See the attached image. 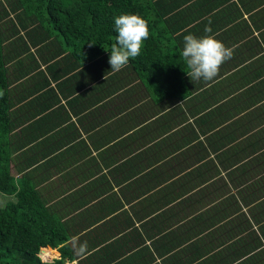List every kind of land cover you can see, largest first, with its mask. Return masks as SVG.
<instances>
[{
	"label": "crops",
	"instance_id": "obj_1",
	"mask_svg": "<svg viewBox=\"0 0 264 264\" xmlns=\"http://www.w3.org/2000/svg\"><path fill=\"white\" fill-rule=\"evenodd\" d=\"M175 1L180 30L210 27L234 49L212 81L188 76L184 109L129 108L111 95L118 78L72 76L74 58L32 27L5 43L9 172L74 238L102 239L66 264H264V0ZM243 191L250 213L237 222Z\"/></svg>",
	"mask_w": 264,
	"mask_h": 264
},
{
	"label": "trees",
	"instance_id": "obj_2",
	"mask_svg": "<svg viewBox=\"0 0 264 264\" xmlns=\"http://www.w3.org/2000/svg\"><path fill=\"white\" fill-rule=\"evenodd\" d=\"M11 1L10 6L0 0V90L4 93L0 97V264H66V259L71 261L78 254H91L102 239L89 244L86 238H74L77 234L60 222L57 213L51 212L45 197L35 186L9 172L13 126L9 123L11 104L7 95L5 43L21 29L32 27L31 33L35 31L40 35L41 43L67 50L68 56L74 58L72 76L84 73L87 82L99 86L118 78L116 90L111 95L120 94L129 108L165 111L174 107L184 109L191 94L188 68L180 55L183 37L189 32L180 30L183 18L178 9L182 4L175 0ZM125 12L139 13L148 19L150 36L143 42L141 54L130 59L121 71L113 73L108 61L111 44L115 43L117 35L114 16ZM13 14L15 22L10 20ZM6 22L11 23L9 28ZM22 40L16 37L12 45L23 48L25 42ZM242 198L230 204L231 213L247 207V195L242 194ZM244 217L233 218L241 222ZM108 221L106 226L114 225L113 219ZM72 239L74 241L69 243ZM115 241L114 247L117 244L120 247L117 238ZM41 248H45L43 253L52 251L54 255L56 252L51 248H56L60 258L44 262L39 257ZM118 250L125 253L122 248ZM93 258L97 261L96 255ZM127 258L121 256L117 264H127Z\"/></svg>",
	"mask_w": 264,
	"mask_h": 264
},
{
	"label": "clouds",
	"instance_id": "obj_3",
	"mask_svg": "<svg viewBox=\"0 0 264 264\" xmlns=\"http://www.w3.org/2000/svg\"><path fill=\"white\" fill-rule=\"evenodd\" d=\"M114 27L117 35L115 43L111 44L108 63L111 71L116 73L126 67L130 59H135L141 54L142 44L150 36V28L148 19L139 13L130 12L114 16ZM205 33L202 36L189 33L183 37L180 55L187 65L186 73L192 81H212L219 74L220 67L231 59L234 53L233 48L216 38L210 27L206 26ZM3 94L0 90V97ZM42 253L43 248L39 251V257L44 262L51 263L47 258H43Z\"/></svg>",
	"mask_w": 264,
	"mask_h": 264
},
{
	"label": "rangeland",
	"instance_id": "obj_4",
	"mask_svg": "<svg viewBox=\"0 0 264 264\" xmlns=\"http://www.w3.org/2000/svg\"><path fill=\"white\" fill-rule=\"evenodd\" d=\"M3 1H4L6 4H9V5L11 6V2H12L11 0H3ZM9 5H8V6H9ZM13 18H14V19H13ZM15 19H16V18H15V15L13 14V17H11L10 20H12V22H15ZM10 20L8 19L7 21H10ZM10 24H11V23H7V22H6V27L9 28V25H10ZM232 200H233V198L231 199V201H232ZM247 210H248V211H247ZM243 212H244V213H243ZM243 212H242V210H241V211H240V214L243 215V216H244V214H245V215L247 216V215H248V212H249L248 207H247V209H243ZM249 213H250V212H249ZM232 220H234L233 217H232ZM258 230H259V228H258ZM254 231H255V230H251L246 236L252 235L253 233H255ZM256 231H257V228H256ZM43 250H44V248H43ZM57 252H58V251H57ZM58 253H59V252H58ZM52 254H53V252H50V251H49V252H44V253H42L43 258H45V259L47 258L49 262H53L52 258L55 257V256L53 257ZM40 255H41V252H40Z\"/></svg>",
	"mask_w": 264,
	"mask_h": 264
},
{
	"label": "bare ground",
	"instance_id": "obj_5",
	"mask_svg": "<svg viewBox=\"0 0 264 264\" xmlns=\"http://www.w3.org/2000/svg\"><path fill=\"white\" fill-rule=\"evenodd\" d=\"M50 252H52V251H50ZM54 255V254H53ZM56 256V255H55ZM45 259V258H44Z\"/></svg>",
	"mask_w": 264,
	"mask_h": 264
}]
</instances>
